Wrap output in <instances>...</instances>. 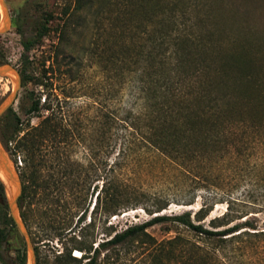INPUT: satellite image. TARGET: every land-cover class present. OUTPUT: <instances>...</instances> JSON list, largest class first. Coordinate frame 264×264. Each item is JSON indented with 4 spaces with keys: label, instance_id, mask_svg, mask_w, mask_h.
Masks as SVG:
<instances>
[{
    "label": "rangeland",
    "instance_id": "rangeland-1",
    "mask_svg": "<svg viewBox=\"0 0 264 264\" xmlns=\"http://www.w3.org/2000/svg\"><path fill=\"white\" fill-rule=\"evenodd\" d=\"M6 1L12 27L0 34V60L5 57L19 70L24 66L23 40L33 38L49 19L48 34L27 53L25 64L29 75L43 84L34 80L23 84L13 106L21 131L13 133L16 122L12 115L0 119L1 141V128L5 127L12 137L9 150L2 143L28 185L20 213H24L22 218L35 244L37 264H69V252L81 257L85 251L87 257L96 256L95 264H184L185 252L173 258L169 251L178 252L184 246L169 240L178 234L192 241L198 238L170 223L150 226V237H142L145 242L136 238L95 251L116 233L155 216L147 208L159 196L170 199L167 209L160 212L166 215L195 212L203 203L200 192L193 205L175 200L182 197L175 170L168 160L145 152L156 148L142 140L136 125L145 111L140 56L146 38L127 19L135 3L142 0H81L80 10L76 9L78 0ZM201 1L196 6L194 0H185L186 6L179 3L180 8H188V26L213 40L222 56L250 59L246 68L264 81V0ZM3 19L1 8L0 24ZM13 88L12 78L0 76V103ZM38 97L42 109L30 113L32 101ZM51 126L57 127L56 134H42ZM24 139L34 146L20 148ZM120 149L134 150L121 174L134 191L129 196L140 203L112 214L103 208L104 190ZM232 169L226 170L222 191L231 185L233 196L245 199L263 222L264 181L247 184ZM99 198L102 205L98 208ZM9 199L5 189L7 206ZM225 211V203L216 204L209 219ZM82 242L92 243L91 252L76 248ZM22 249L27 252L26 241L16 226L9 230L0 251L7 264H17Z\"/></svg>",
    "mask_w": 264,
    "mask_h": 264
},
{
    "label": "trees",
    "instance_id": "trees-1",
    "mask_svg": "<svg viewBox=\"0 0 264 264\" xmlns=\"http://www.w3.org/2000/svg\"><path fill=\"white\" fill-rule=\"evenodd\" d=\"M184 1L142 0L135 3L132 15L127 19V23L135 24L146 38L140 56L144 62L140 86L145 111L136 125L142 140L156 148L145 149V152L168 160L175 170L179 179L176 185L182 192V197L175 200L193 205L200 192L203 203L195 212L166 215L160 212L167 209L170 199L159 196L152 207L147 208L150 214L157 213L155 216L116 233L95 251L136 238L145 242L142 237H150L147 233L150 226L170 223L198 238L192 241L178 234L169 240L170 244L184 246L178 252L169 250L173 258L185 252L184 264H264V221H260L258 211L252 210L254 207L245 203V199L233 196L231 185L229 191H222L229 168H233L247 184L259 185L264 181V81L246 68L250 59L246 61L236 56L231 60L222 56L213 40L194 33L192 25L187 23L188 8L179 7L180 2L186 6ZM201 2L194 0L193 4L196 6ZM78 3L76 9L80 10L81 0ZM48 22L49 19L38 27L33 38L23 40L25 53L21 60L24 66L20 70L23 84L33 80L43 84L41 79L29 75L25 64L29 59L27 53L48 34ZM3 63H9L5 57L0 60V64ZM40 100L41 97L33 99L30 113L42 109ZM10 115L16 122L13 133H19L21 121L13 107L1 120ZM57 131L56 126H51L42 134L54 135ZM1 137L9 150L12 137L5 127L1 128ZM29 143L24 139L19 146L31 149L34 145ZM133 151L120 149L110 167L103 201V208L109 213L116 214L120 208L140 203L138 198L129 196L134 191L121 174L123 163ZM235 174L233 177L237 178ZM23 185L19 200L22 207L28 190L25 179ZM219 203L226 204V211L209 219ZM96 205L98 208L102 205L100 198ZM0 210L3 222V226L0 225L1 249L9 230L16 227L5 204V185L1 177ZM84 214L80 216L81 220L85 218ZM22 216L25 219L23 212ZM76 248L91 252L93 247L92 243L85 245L82 242ZM87 253L78 257L69 252L66 260L69 264H95L96 256L87 257ZM0 264H7L1 251ZM17 264H28L25 249L19 251Z\"/></svg>",
    "mask_w": 264,
    "mask_h": 264
},
{
    "label": "water",
    "instance_id": "water-1",
    "mask_svg": "<svg viewBox=\"0 0 264 264\" xmlns=\"http://www.w3.org/2000/svg\"><path fill=\"white\" fill-rule=\"evenodd\" d=\"M0 5L4 13L3 22L0 24V34L8 33L12 27V16L6 0H0ZM0 76L10 77L14 81V88L6 99L0 103V119L14 106L23 86L21 71L10 63L0 65ZM0 175L4 176L5 189L10 195L8 201L10 216L23 235L27 245L28 264H37V252L29 229L20 213V197L23 193V180L20 172L9 156L0 138Z\"/></svg>",
    "mask_w": 264,
    "mask_h": 264
},
{
    "label": "bare ground",
    "instance_id": "bare-ground-1",
    "mask_svg": "<svg viewBox=\"0 0 264 264\" xmlns=\"http://www.w3.org/2000/svg\"><path fill=\"white\" fill-rule=\"evenodd\" d=\"M1 8H2V7H1V5H0V10H1ZM2 178H4V176H3V175H2ZM78 251H79V250H78ZM79 254H80V253H79ZM79 254H78V255H79Z\"/></svg>",
    "mask_w": 264,
    "mask_h": 264
}]
</instances>
